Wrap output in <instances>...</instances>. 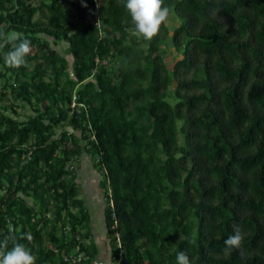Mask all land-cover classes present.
<instances>
[{
  "label": "trees",
  "instance_id": "16d2710c",
  "mask_svg": "<svg viewBox=\"0 0 264 264\" xmlns=\"http://www.w3.org/2000/svg\"><path fill=\"white\" fill-rule=\"evenodd\" d=\"M124 2L0 0V30L31 40L25 66L0 58V241L36 264H264V0H164L179 24L151 41Z\"/></svg>",
  "mask_w": 264,
  "mask_h": 264
},
{
  "label": "clouds",
  "instance_id": "9594fccd",
  "mask_svg": "<svg viewBox=\"0 0 264 264\" xmlns=\"http://www.w3.org/2000/svg\"><path fill=\"white\" fill-rule=\"evenodd\" d=\"M124 8L132 25L126 31L131 36L140 37L144 41H151L155 38L170 15L169 8L164 6V0H125ZM213 14L215 15V13ZM5 48H10V50L5 52ZM30 52L31 40L25 37L23 33L0 30V58H2L5 66L9 68L25 66L26 57ZM242 240L243 236L239 226H237L233 229V234L224 241V255H229L233 248L239 247ZM8 243V238L0 241V264H36V257L24 244L13 241V246L7 250ZM95 262L108 264L102 261ZM176 264H190L188 254L184 251L179 252L176 256Z\"/></svg>",
  "mask_w": 264,
  "mask_h": 264
},
{
  "label": "rangeland",
  "instance_id": "374dc122",
  "mask_svg": "<svg viewBox=\"0 0 264 264\" xmlns=\"http://www.w3.org/2000/svg\"><path fill=\"white\" fill-rule=\"evenodd\" d=\"M38 17L39 16L37 15L36 18H38ZM166 23L170 27L171 32L173 34L174 27L178 26V24H179L177 19L174 16H169V19H168V21ZM172 52H174V49H172ZM173 57L175 58V60H177V58H179L176 54ZM171 60H172V58L168 57V61H171ZM39 62H41V61H39ZM0 92H1V89H0ZM4 105H9V104L7 102H5V103L4 102H0V106H4ZM78 165H85V166L86 165H91L92 166V163H89V162L85 163V161L82 159L80 162H78ZM95 171L97 172L96 169H95ZM98 172H97V174H98ZM99 174H98V176L96 175L94 177V179H93L94 182L91 181V184L89 183L90 184L89 185V192H88L87 196L85 195L84 197H85L86 201L92 206V207L90 206L91 207L90 208V210H91V212H90L91 221L94 223V229H95V227H97L96 230L98 232L99 231L101 232L99 234V236H98L99 240H101L103 238L102 234L105 237V234L107 236L108 231H107V227H106V224H105V214H104V212H105V206L104 205L105 204L102 203V202H97V199H96V197L99 194V192H98V188H99L98 184L99 183L98 182H99V180L101 178V176ZM78 183L80 185L84 184V182L81 179L80 180L78 179ZM83 190L86 191L85 189H83ZM81 194L84 195L83 191H82ZM101 197H103L102 194H101Z\"/></svg>",
  "mask_w": 264,
  "mask_h": 264
},
{
  "label": "crops",
  "instance_id": "0c3cea01",
  "mask_svg": "<svg viewBox=\"0 0 264 264\" xmlns=\"http://www.w3.org/2000/svg\"><path fill=\"white\" fill-rule=\"evenodd\" d=\"M83 160L85 161V163H87V162L91 163V161L89 160V157L85 158V159L83 158ZM92 166L94 167V165H92ZM92 166L91 165H86V166L85 165H76L77 170H78V175H79L78 179L79 180L81 179L84 182L83 185H80L82 187L81 193H82V191L84 193V195L82 194L83 196H85V195L87 196V194L89 192V185L91 184V181L94 182L93 181L94 177L96 175L98 176V174H99V173L97 174L98 171L96 172ZM98 183H99L98 184L99 185V188H98L99 194L96 197V199H97V202L104 203L103 197H101L102 192H101V188H100V180ZM83 189H85L86 191H84ZM86 203H87L89 210H90V208L92 206L87 201H86ZM90 212H91V210H90ZM91 225H92L91 227H92V231H93L92 240H94L96 243L97 249L99 251V258L103 259V260H109L110 252H109V248L107 249V247H106V240H107L106 234H105V237L102 234L103 238L101 240H99L98 236L101 232L100 231L98 232L96 230L97 227H95V229H94V223L92 221H91Z\"/></svg>",
  "mask_w": 264,
  "mask_h": 264
},
{
  "label": "built area",
  "instance_id": "2783aa9c",
  "mask_svg": "<svg viewBox=\"0 0 264 264\" xmlns=\"http://www.w3.org/2000/svg\"><path fill=\"white\" fill-rule=\"evenodd\" d=\"M75 106H76V104L73 105V107H75ZM84 257H85V254H81L78 257L77 256H70V257H66L65 261L70 263V264H79ZM93 264H103V263L94 262Z\"/></svg>",
  "mask_w": 264,
  "mask_h": 264
}]
</instances>
